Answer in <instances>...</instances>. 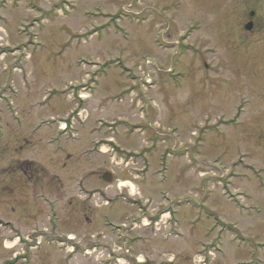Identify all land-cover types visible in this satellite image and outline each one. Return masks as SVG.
Listing matches in <instances>:
<instances>
[{"label":"rangeland","instance_id":"1","mask_svg":"<svg viewBox=\"0 0 264 264\" xmlns=\"http://www.w3.org/2000/svg\"><path fill=\"white\" fill-rule=\"evenodd\" d=\"M252 11L261 26L264 0H0L10 264H264ZM198 48L219 62L203 86Z\"/></svg>","mask_w":264,"mask_h":264},{"label":"flooded vegetation","instance_id":"2","mask_svg":"<svg viewBox=\"0 0 264 264\" xmlns=\"http://www.w3.org/2000/svg\"><path fill=\"white\" fill-rule=\"evenodd\" d=\"M249 14H250L251 18L246 22V24H245V26L243 28L244 32L250 33L253 30L255 31V29H258V33L263 32L264 31V21L258 23V25H261V26H257L255 21L253 20V19H255V17L258 16V13L257 12L255 13L254 11H252ZM242 18H243V16L239 17L237 15V20L238 19H242ZM250 25H251V27L248 30L247 27L250 26ZM197 54H198V62H197L196 67H197V70L201 73V77L199 79V83L203 86L204 82H206V83L208 82L210 76L211 77H215V78L219 77V68H218L219 67L218 63L219 62L213 63V61L212 60H208L205 57V55L203 56L202 48H198L197 49ZM227 67H228V64H227ZM228 69H229V67H228ZM244 109H245L244 107H240V111L238 112L239 116L242 114V111H244ZM201 125H202V122H201ZM207 127L208 128H210V127L213 128V126H209L208 125L207 118H206V120L204 122L203 130L205 128H207ZM24 163L25 164H24V167L21 170V172H22V174L24 175L25 178H29L28 170H27V166H28L27 164H30V163L27 162V161H25ZM2 190H3V193L5 194V192H6L5 190H7V189H6V187H2ZM87 193H89V192H86V194ZM8 206H9V203H7L5 201L4 202V207L8 208ZM7 213H8V210H6V213H5L4 216H2V214L0 213V231H2L1 228L2 229L7 228L6 225L8 226V224H9L8 222H6ZM36 213L37 212H35V214ZM52 221H53V225H54V201H53V204H52ZM8 238L9 237H5V235H3V233H2V235L0 234V264H10L11 257H10V254H9V248H8L9 246L7 245V243H9V239ZM26 239H29V238L26 237ZM131 264H137V258H136V260L132 259Z\"/></svg>","mask_w":264,"mask_h":264},{"label":"water","instance_id":"3","mask_svg":"<svg viewBox=\"0 0 264 264\" xmlns=\"http://www.w3.org/2000/svg\"><path fill=\"white\" fill-rule=\"evenodd\" d=\"M250 27H251V25L248 26L247 29L249 30ZM112 179H113V177H112V174H110V173H105L104 176H103V180L105 182H107V183H111L112 182Z\"/></svg>","mask_w":264,"mask_h":264}]
</instances>
